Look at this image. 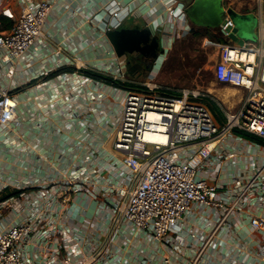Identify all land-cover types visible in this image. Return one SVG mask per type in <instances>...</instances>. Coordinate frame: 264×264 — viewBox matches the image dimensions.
<instances>
[{
  "label": "crops",
  "instance_id": "crops-1",
  "mask_svg": "<svg viewBox=\"0 0 264 264\" xmlns=\"http://www.w3.org/2000/svg\"><path fill=\"white\" fill-rule=\"evenodd\" d=\"M20 1L29 0H15V4ZM112 1L126 13L121 26H154L153 35L160 41L154 66L140 64L131 71L129 61L134 66L140 59L128 53L125 64V55L114 50L106 36L107 23L113 20L106 5ZM192 2L60 0L48 16L44 33L16 62L10 83L19 100L18 116L9 127H0V187L6 184L0 189V230L29 217L39 200L52 209L53 221L48 223L52 247L43 250L36 236L22 244L23 256L31 264L74 263L82 257L78 247L84 254L102 250L97 264L114 255L113 264H264L260 237L250 222L251 215L264 214V199L243 205L237 196L240 183L251 175L262 169L264 178V144L240 130L219 141L201 168L200 173L217 183L234 207L227 219L230 224L220 225L212 234L209 225L218 216L210 208L196 207L162 242L135 227L116 226L108 206L112 195L81 182L71 184L73 197L67 203L40 197L41 189L57 188L88 160L90 166L107 160L105 150L111 148L123 99L115 87L147 88L153 83L148 75L154 79L160 72L176 39L193 30L203 33L204 45L206 39L228 40L219 26H202L189 19L186 9ZM83 77L95 83L80 85L87 81ZM32 177L39 178L38 183L28 188L10 184ZM10 196L20 197L23 207L17 210L8 204ZM204 219L208 227L202 230ZM202 233L207 237L202 238Z\"/></svg>",
  "mask_w": 264,
  "mask_h": 264
},
{
  "label": "built area",
  "instance_id": "built-area-1",
  "mask_svg": "<svg viewBox=\"0 0 264 264\" xmlns=\"http://www.w3.org/2000/svg\"><path fill=\"white\" fill-rule=\"evenodd\" d=\"M173 1L166 0L168 3ZM59 2L20 1L15 24L0 31V127H9L18 116L19 100L10 83L16 62L44 33L48 16ZM106 6L113 16L106 30L121 27L126 14L121 6L115 1ZM225 17L226 22L219 28L228 40L206 39L205 46L217 52L215 78L221 83L243 88L245 92L236 112L225 113L228 120L224 124L218 122L205 101L196 99L212 97L209 93L157 83L147 84L145 89L115 87L123 99L118 106V124L112 133L111 148L105 150L107 160L92 166L88 160L78 173L66 177V182L58 183L57 188L41 189L40 197H49L51 203H67L73 197L71 184L81 182L99 193L112 195L108 206L116 226L135 227L162 242L196 207L216 211L218 217L209 225L211 234L220 225L230 224L227 219L233 205L223 198L219 185L200 172L216 144L233 130L264 139V29L258 27V41L245 39L240 44L229 35L232 30L228 27L235 26V22L229 13ZM124 55L122 62L126 64L128 55ZM86 80L80 85L88 87L95 83L88 77ZM154 114L161 118H155ZM262 171L240 183L237 196L243 205L264 199ZM38 180L23 178L10 184L23 189L36 185ZM6 202L17 210L23 207L18 196H10ZM49 208L39 200L29 217L0 230V264H31L23 256L22 244L34 236L43 250L52 247L53 232L48 223L53 218ZM250 222L259 234V248L264 250V214L251 215ZM203 223L202 230L208 227L206 219ZM201 237L207 235L202 233ZM78 250L82 257L71 264H97L103 255L102 250L91 254H84L80 247ZM115 258V255L109 257L102 264H113ZM168 260L166 257L165 261Z\"/></svg>",
  "mask_w": 264,
  "mask_h": 264
},
{
  "label": "rangeland",
  "instance_id": "rangeland-1",
  "mask_svg": "<svg viewBox=\"0 0 264 264\" xmlns=\"http://www.w3.org/2000/svg\"><path fill=\"white\" fill-rule=\"evenodd\" d=\"M227 6L234 7L241 12H252L257 17L256 24H252L251 37L246 40H259L258 27L264 29V0H224ZM19 4L15 0H0V16L7 19L0 20V27L7 26L9 21L14 24L19 15ZM214 38V34H209ZM203 33L193 30L177 38L173 47L166 53V58L155 78L149 77L150 82L176 89L191 88L209 93L215 97L225 113L236 112L241 104L243 89L219 82L214 75L217 52L203 44ZM152 85V84H151ZM146 88V87H143ZM235 92V93H233ZM233 93V94H232ZM203 100V97H196ZM226 114V121L228 120ZM218 120V119H217ZM226 121L219 123L224 124Z\"/></svg>",
  "mask_w": 264,
  "mask_h": 264
},
{
  "label": "water",
  "instance_id": "water-1",
  "mask_svg": "<svg viewBox=\"0 0 264 264\" xmlns=\"http://www.w3.org/2000/svg\"><path fill=\"white\" fill-rule=\"evenodd\" d=\"M187 16L194 23L202 26L214 27L226 22L229 13L235 26H229L232 31L230 37L240 44L251 37V25L256 24L257 17L252 12H240L234 7H225L223 0H193L186 9ZM154 26L146 24L142 28L121 26L106 30V36L118 55L135 51H152L154 63L160 57V41L154 37Z\"/></svg>",
  "mask_w": 264,
  "mask_h": 264
},
{
  "label": "trees",
  "instance_id": "trees-1",
  "mask_svg": "<svg viewBox=\"0 0 264 264\" xmlns=\"http://www.w3.org/2000/svg\"><path fill=\"white\" fill-rule=\"evenodd\" d=\"M1 19H7V17L0 16V20ZM6 25L7 26L8 25H12V23L9 21V23L6 24ZM131 60H132V58H131ZM139 65H140V63L138 62V63H136V65L134 64V66H133L132 62L129 61V68H130L131 71L134 70V68H136ZM203 100L209 105V107L211 108L212 112L214 113V115L216 116V118L219 121H222V122L226 121L227 117H226L225 112L222 110L220 105L214 99H212L211 97H203ZM236 130L239 131L238 129H236ZM239 132H241L244 136H246V137H248V138H250V139H252V140H254L256 142L264 144V139L261 138V137H258V136L254 135V134H250V133L245 132V131H239Z\"/></svg>",
  "mask_w": 264,
  "mask_h": 264
},
{
  "label": "flooded vegetation",
  "instance_id": "flooded-vegetation-1",
  "mask_svg": "<svg viewBox=\"0 0 264 264\" xmlns=\"http://www.w3.org/2000/svg\"><path fill=\"white\" fill-rule=\"evenodd\" d=\"M131 57H138L140 59L141 63L140 64H145V65H153L154 63V56L152 54V51H135L133 53H130ZM129 56V54H128Z\"/></svg>",
  "mask_w": 264,
  "mask_h": 264
},
{
  "label": "bare ground",
  "instance_id": "bare-ground-1",
  "mask_svg": "<svg viewBox=\"0 0 264 264\" xmlns=\"http://www.w3.org/2000/svg\"><path fill=\"white\" fill-rule=\"evenodd\" d=\"M154 116H155V118H158V119H160V118H161V116H160V115H156V114H154Z\"/></svg>",
  "mask_w": 264,
  "mask_h": 264
}]
</instances>
